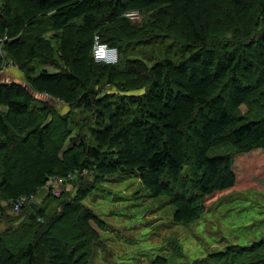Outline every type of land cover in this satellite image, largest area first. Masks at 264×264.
<instances>
[{
    "label": "trees",
    "instance_id": "1",
    "mask_svg": "<svg viewBox=\"0 0 264 264\" xmlns=\"http://www.w3.org/2000/svg\"><path fill=\"white\" fill-rule=\"evenodd\" d=\"M248 1L3 0L0 71L21 78L0 82V216L23 220L0 233V264H87L84 200L114 176L167 197L175 224L264 176V0ZM95 35L115 65L93 60ZM259 247L212 264H264Z\"/></svg>",
    "mask_w": 264,
    "mask_h": 264
},
{
    "label": "rangeland",
    "instance_id": "2",
    "mask_svg": "<svg viewBox=\"0 0 264 264\" xmlns=\"http://www.w3.org/2000/svg\"><path fill=\"white\" fill-rule=\"evenodd\" d=\"M226 9V5L219 7L214 18L222 20ZM12 77L21 78L17 67L0 71V82H8ZM50 102L58 113L68 112L66 106ZM241 112L246 113L247 109L241 107ZM76 143L72 135L62 152ZM245 186L247 189L206 201V210L198 219L175 224L174 209L167 197H150L134 175L114 176L84 200L93 216L90 227L98 236L89 245L85 260L87 264H212L214 257L226 247L252 249L247 257L256 258L263 253L259 246L264 245V176L252 177ZM66 189L71 191L72 187L68 185ZM43 197L44 194L37 198V205ZM7 216L8 220L0 216V233L7 230L17 233L23 218L10 212ZM65 230H71V226L67 225ZM73 232L79 238L83 233L72 228ZM84 235L81 237L86 243ZM222 259L223 263L227 261Z\"/></svg>",
    "mask_w": 264,
    "mask_h": 264
},
{
    "label": "built area",
    "instance_id": "3",
    "mask_svg": "<svg viewBox=\"0 0 264 264\" xmlns=\"http://www.w3.org/2000/svg\"><path fill=\"white\" fill-rule=\"evenodd\" d=\"M92 58L97 63H103L105 65H115L118 62V52L115 48L109 47L106 44H104L101 41L100 37L98 35H95L93 37ZM12 67L13 66L10 65L7 66V68H12ZM59 184H61V181H58V183L55 186L58 187ZM54 187L52 189V193L53 195L58 196L59 191H57ZM23 203H24L23 199L16 202L13 207V211L15 213H19L20 207L21 205H23Z\"/></svg>",
    "mask_w": 264,
    "mask_h": 264
}]
</instances>
